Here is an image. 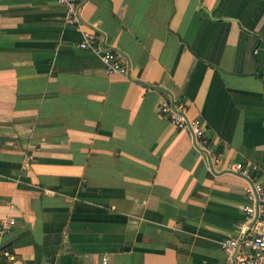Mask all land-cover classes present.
<instances>
[{"label": "crops", "instance_id": "crops-1", "mask_svg": "<svg viewBox=\"0 0 264 264\" xmlns=\"http://www.w3.org/2000/svg\"><path fill=\"white\" fill-rule=\"evenodd\" d=\"M75 1L79 23L0 0V264H223L248 179L229 164L264 183V0Z\"/></svg>", "mask_w": 264, "mask_h": 264}, {"label": "built area", "instance_id": "built-area-1", "mask_svg": "<svg viewBox=\"0 0 264 264\" xmlns=\"http://www.w3.org/2000/svg\"><path fill=\"white\" fill-rule=\"evenodd\" d=\"M58 1L66 6L69 22L79 23L77 2L75 0ZM78 46L96 53L105 71L123 74L127 72V66L123 63L121 55L117 51L105 48L94 31L84 32ZM254 51L256 52L257 49ZM185 108L184 101L172 103L168 99L162 100L158 105L159 112L165 114L177 128H190L194 143L208 150L209 145L204 136L205 128L202 121L199 118L188 119ZM229 166L248 179L244 185L246 200L241 206L242 217L236 225V233L221 241V248L225 255L223 264H264V183L251 175L255 165L237 162ZM6 228L5 224L0 225V233ZM12 258H14L12 251L0 244V259ZM103 261H106V256L103 257Z\"/></svg>", "mask_w": 264, "mask_h": 264}, {"label": "water", "instance_id": "water-1", "mask_svg": "<svg viewBox=\"0 0 264 264\" xmlns=\"http://www.w3.org/2000/svg\"><path fill=\"white\" fill-rule=\"evenodd\" d=\"M102 44V43H101ZM157 88H159V89H161V90H163V91H165V92H168L166 89H164L163 87H160V86H157ZM169 93V92H168ZM171 102L173 103V100H171ZM201 150H203L205 153L207 152L206 151V149H204V148H200Z\"/></svg>", "mask_w": 264, "mask_h": 264}]
</instances>
